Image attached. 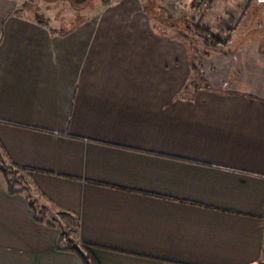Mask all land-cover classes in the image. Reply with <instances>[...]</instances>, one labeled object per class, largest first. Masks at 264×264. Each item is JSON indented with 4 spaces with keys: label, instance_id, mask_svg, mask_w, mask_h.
Here are the masks:
<instances>
[{
    "label": "crops",
    "instance_id": "0c3cea01",
    "mask_svg": "<svg viewBox=\"0 0 264 264\" xmlns=\"http://www.w3.org/2000/svg\"><path fill=\"white\" fill-rule=\"evenodd\" d=\"M73 2L0 0V264H264V34L196 62L173 0Z\"/></svg>",
    "mask_w": 264,
    "mask_h": 264
},
{
    "label": "rangeland",
    "instance_id": "374dc122",
    "mask_svg": "<svg viewBox=\"0 0 264 264\" xmlns=\"http://www.w3.org/2000/svg\"><path fill=\"white\" fill-rule=\"evenodd\" d=\"M73 6L75 10L81 7H88L90 3L94 0H88L84 4H76L75 0H73ZM208 3L207 8H197L195 3L192 0H173L175 7L179 5L174 12H178L180 15H174L176 19L170 20V31L171 38L177 39L179 37L174 30L183 29L182 31L185 33L184 36H180L185 42L186 45L189 46V55L196 62H199L200 59L209 62L211 56L215 55H228L235 54L236 57L242 59L246 55L248 48L243 53V45L252 44L254 49H251L253 52V60L258 61L260 58V52L257 40L264 34V0H205ZM155 2V0H153ZM179 3V4H178ZM181 3V4H180ZM155 5V4H154ZM182 5V6H181ZM22 7H25L24 5ZM60 7V6H59ZM72 7L68 4V8ZM67 10V9H66ZM152 12L158 11L157 9H151ZM70 12V11H68ZM44 19L48 22V18L44 16ZM73 20L74 17L72 18ZM181 19V20H180ZM59 22L60 20L57 19ZM71 20V21H73ZM199 25L202 28H206L214 33L216 36L221 39H230L232 43L227 46L223 51L225 54L220 52V50H210L204 46V39L196 36L194 33V27ZM258 45V46H257ZM229 52V53H228ZM243 54V55H242ZM235 59V58H234ZM221 60V59H219ZM208 64V63H207ZM211 71L209 67L206 68V74H209ZM217 77L224 78V73H216ZM204 82V79H202ZM197 82V81H195ZM194 80H191L190 84L192 86H196ZM202 82V83H203ZM199 84V83H198ZM206 86L204 82L202 84ZM10 165L6 160L0 158V180L3 178L7 180L8 184L12 187L11 189L17 190L18 188H26L27 179L26 174L23 172H18V176H25V183L18 181V176L13 174L11 175L8 168ZM12 167V166H11ZM14 168V167H13ZM35 197H32V203L34 204V209L38 212V216L40 219L49 220V224H54L62 231H65L70 235V239L72 243H68L66 241L67 249L71 250L74 248H78L83 253H87L83 248L78 247L77 238H76V226L74 221L66 217H58L55 215L57 212L52 210L53 215L48 217L43 213L45 211L44 204L38 203V199L35 200ZM46 208H48L46 206ZM41 209V212L40 210ZM47 211V210H46ZM49 212V211H47Z\"/></svg>",
    "mask_w": 264,
    "mask_h": 264
},
{
    "label": "trees",
    "instance_id": "16d2710c",
    "mask_svg": "<svg viewBox=\"0 0 264 264\" xmlns=\"http://www.w3.org/2000/svg\"><path fill=\"white\" fill-rule=\"evenodd\" d=\"M87 1L88 0H75V3L80 5V4L86 3ZM193 29H194V33L196 34V36H199L200 38L204 39V46L207 49L220 50L221 53L223 52L225 54V52L223 50L225 48H227V46L232 43V41L230 39H221L220 37H218L214 33H212L210 30H208L206 28H202L199 25H196ZM194 67H195V65L193 64V68ZM196 70H197V68H194V71H196ZM8 170H9L11 175L13 174V176L14 175L18 176V172H19L18 169H15V168L10 166L8 168ZM17 179H18V181H20L22 183L26 182V180L22 176H20V177L18 176ZM10 188H12V187L10 186ZM31 206L34 208L33 203H31ZM65 240L67 242L69 241L68 243H72V242H70L71 241L70 235H68V233L64 231L61 233V242L65 241ZM71 250L81 252L77 247L74 249H71ZM83 261L85 262V264H96V262L93 260V258H91L89 255H87V256L85 255V257L83 258Z\"/></svg>",
    "mask_w": 264,
    "mask_h": 264
},
{
    "label": "built area",
    "instance_id": "2783aa9c",
    "mask_svg": "<svg viewBox=\"0 0 264 264\" xmlns=\"http://www.w3.org/2000/svg\"><path fill=\"white\" fill-rule=\"evenodd\" d=\"M117 1L119 0H106V2L108 4H115L117 3ZM193 3H195V6L197 8H207L208 7V3L205 0H192ZM66 240L61 244V248L63 249H67L68 247L66 246Z\"/></svg>",
    "mask_w": 264,
    "mask_h": 264
}]
</instances>
